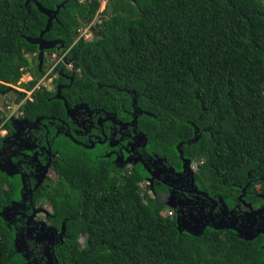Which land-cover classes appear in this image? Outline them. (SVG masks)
<instances>
[{
	"label": "trees",
	"instance_id": "trees-1",
	"mask_svg": "<svg viewBox=\"0 0 264 264\" xmlns=\"http://www.w3.org/2000/svg\"><path fill=\"white\" fill-rule=\"evenodd\" d=\"M37 1L53 9L63 0ZM99 6L67 0L59 8L42 37L62 40L82 75L60 99L36 89L21 106L24 116L62 117V102L75 101L117 117L135 108L146 152L169 163L182 156L183 165L202 160L220 196L237 185L264 192V0H110L108 15ZM95 15V39L73 43ZM45 20L32 1L0 0V92L36 52L23 36L35 37ZM35 80L20 85L29 89ZM60 146L57 182L42 183L38 197L64 223L61 264H264L261 230L246 238L163 215V202L136 187L143 180L137 166L118 175L109 157Z\"/></svg>",
	"mask_w": 264,
	"mask_h": 264
},
{
	"label": "flooded vegetation",
	"instance_id": "flooded-vegetation-1",
	"mask_svg": "<svg viewBox=\"0 0 264 264\" xmlns=\"http://www.w3.org/2000/svg\"><path fill=\"white\" fill-rule=\"evenodd\" d=\"M93 23H85L90 24L91 35H95ZM60 41L62 44L43 50L40 67L37 47L35 53L26 54L29 64L21 75L26 72L27 81L36 79L29 89L8 86L0 92L14 95L0 108V264H61L57 247L63 242L64 223L57 220L46 197H38V188L42 183L57 182L52 163L61 154L62 141L91 150L94 156L109 157L118 175L129 174L137 166L143 174L137 183L147 186L148 193L164 206L168 204L170 217L233 229L245 237L256 229L264 233V192L258 186L245 191L237 185L220 196L215 193L216 184L201 170L202 160L183 165L182 156H178V163H169L152 150L146 152L135 108L121 107L126 116L119 118L100 106L75 101L70 106L62 102V117L24 116L21 106L32 99L36 89H45L57 98L82 75L81 67L67 57L69 47L65 49ZM18 92L22 96L15 102Z\"/></svg>",
	"mask_w": 264,
	"mask_h": 264
},
{
	"label": "water",
	"instance_id": "water-1",
	"mask_svg": "<svg viewBox=\"0 0 264 264\" xmlns=\"http://www.w3.org/2000/svg\"><path fill=\"white\" fill-rule=\"evenodd\" d=\"M32 1L34 5L36 6L37 10L44 14L46 17L44 27L38 32V34L35 37L31 36H23L24 40L28 43L34 44L37 47V60H38V67L42 64V55L44 49H50L52 48L56 43L62 44L60 40H46L42 37L43 33L48 30L49 26L51 25L52 20H56V14L60 7L63 6L64 2L67 0H63L60 3L56 4L53 9L44 8L40 5V3L37 0H24V5H26L27 2ZM106 11L105 14L108 15L110 11V0H106ZM83 23H87V21H83ZM92 33L93 30H91ZM52 63L48 65L51 66ZM166 204V203H165ZM168 205V204H166ZM249 238V237H246Z\"/></svg>",
	"mask_w": 264,
	"mask_h": 264
},
{
	"label": "rangeland",
	"instance_id": "rangeland-1",
	"mask_svg": "<svg viewBox=\"0 0 264 264\" xmlns=\"http://www.w3.org/2000/svg\"><path fill=\"white\" fill-rule=\"evenodd\" d=\"M105 3H106V0H100V6H99L100 10L104 8ZM91 22H93V19L91 20ZM86 28H87V24H84V23H83V25L78 27L76 34L74 35V39H77V38L82 37V36H86V37H84V39H86V40L95 39V35H91V33ZM83 30H86L84 34H83ZM23 73H24L23 76L21 75V77L18 79V81L16 83H7L6 85H8L9 87H13L17 90L23 89V87L19 86L20 83H23V82L26 83L27 82L26 72H23ZM12 98H14V95L12 92H8L4 95L0 94V108L2 107L1 105L5 100L10 101ZM137 186L140 190L144 189L143 183L137 184L136 187ZM168 211H169V207H168V205L165 204V207L163 209V215H167L166 213H168ZM79 241H81V238H79Z\"/></svg>",
	"mask_w": 264,
	"mask_h": 264
},
{
	"label": "built area",
	"instance_id": "built-area-1",
	"mask_svg": "<svg viewBox=\"0 0 264 264\" xmlns=\"http://www.w3.org/2000/svg\"><path fill=\"white\" fill-rule=\"evenodd\" d=\"M102 10V9H101ZM100 9H98V11H101ZM95 21H98V18H97V16L95 15L94 16V18H93V22H95ZM89 26H90V24H87V28L86 29H88V31H89ZM85 31L86 30H83V34L85 33ZM90 32V31H89ZM82 37H86V36H82ZM167 214V216H170V214H171V212H170V210L168 211V213H166Z\"/></svg>",
	"mask_w": 264,
	"mask_h": 264
}]
</instances>
